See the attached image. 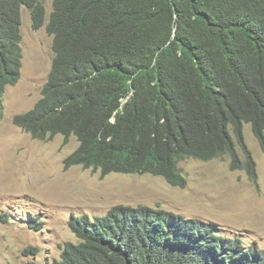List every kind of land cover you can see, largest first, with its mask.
Here are the masks:
<instances>
[{"label":"trees","instance_id":"trees-1","mask_svg":"<svg viewBox=\"0 0 264 264\" xmlns=\"http://www.w3.org/2000/svg\"><path fill=\"white\" fill-rule=\"evenodd\" d=\"M50 1L52 68L40 100L13 122L43 141L76 136L66 170L185 186L182 160L229 157L258 182L244 127L264 151V0ZM24 7L35 29L48 18L46 0H0V120L22 74ZM70 225L78 242L48 264H264V248L241 234L147 205Z\"/></svg>","mask_w":264,"mask_h":264},{"label":"rangeland","instance_id":"rangeland-1","mask_svg":"<svg viewBox=\"0 0 264 264\" xmlns=\"http://www.w3.org/2000/svg\"><path fill=\"white\" fill-rule=\"evenodd\" d=\"M46 4L50 13L52 3ZM22 13V74L6 89L0 120V264L59 260L66 243L78 242L70 225L74 216L104 215L118 204L215 222L264 248V151L251 123H245L244 134L257 161V183L246 171L232 170L229 157H191L180 162L185 186L149 173L102 176L81 165L66 170L65 158L79 145L76 136L66 141L57 134L43 141L16 126L13 117L42 97L54 56L47 23L35 29L30 10Z\"/></svg>","mask_w":264,"mask_h":264},{"label":"clouds","instance_id":"clouds-1","mask_svg":"<svg viewBox=\"0 0 264 264\" xmlns=\"http://www.w3.org/2000/svg\"><path fill=\"white\" fill-rule=\"evenodd\" d=\"M24 8H26V7H24ZM24 8H23V9H24ZM23 9H22V11H23ZM27 9H28V8H27ZM22 14H23V13H22ZM48 14H49V13H48ZM22 17H23V16H22ZM46 23H48V22L46 21ZM22 25H23V24H22ZM44 25H45V24H44ZM44 25H43V26H44ZM22 35H23V34H22ZM22 41H23V38H22ZM22 46H23V45H22ZM23 57H24V50H23ZM22 68H23V66H22ZM23 113H24V112H23ZM18 114H19V113H18Z\"/></svg>","mask_w":264,"mask_h":264},{"label":"bare ground","instance_id":"bare-ground-1","mask_svg":"<svg viewBox=\"0 0 264 264\" xmlns=\"http://www.w3.org/2000/svg\"><path fill=\"white\" fill-rule=\"evenodd\" d=\"M69 155H70V154H69ZM69 155H68V156H69Z\"/></svg>","mask_w":264,"mask_h":264}]
</instances>
